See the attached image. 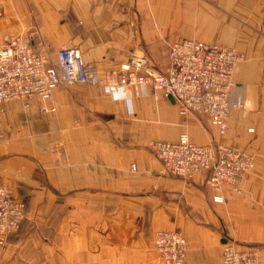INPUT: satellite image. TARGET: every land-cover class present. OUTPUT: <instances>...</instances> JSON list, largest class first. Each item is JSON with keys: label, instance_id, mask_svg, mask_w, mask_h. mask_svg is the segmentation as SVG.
<instances>
[{"label": "crops", "instance_id": "crops-1", "mask_svg": "<svg viewBox=\"0 0 264 264\" xmlns=\"http://www.w3.org/2000/svg\"><path fill=\"white\" fill-rule=\"evenodd\" d=\"M10 7L8 29L33 32L51 64L61 47L74 46L101 76L132 53L163 69L168 46L181 38L233 47L243 60L223 134L144 86L60 85L47 112L36 97L7 102L0 182L14 187L26 211L0 264H161L154 237L163 229L184 233L185 264H222L227 238L261 246L264 264V0H15ZM181 134L253 154L242 191L207 188L204 173L187 180L164 172L148 144Z\"/></svg>", "mask_w": 264, "mask_h": 264}, {"label": "built area", "instance_id": "built-area-1", "mask_svg": "<svg viewBox=\"0 0 264 264\" xmlns=\"http://www.w3.org/2000/svg\"><path fill=\"white\" fill-rule=\"evenodd\" d=\"M33 35L9 34L0 43V122L9 101L36 97L41 101L39 110L47 112L53 109L45 103L55 88L83 83L114 88L144 86L172 98L182 112L216 122L221 134L226 130L231 108L228 94L235 84L233 72L243 60L233 47L181 38L168 46L163 69L156 68L147 55L132 53L116 71L101 76L95 64L85 61L74 46L61 47L55 64H51L47 55L36 48ZM2 137L0 127V140ZM148 148L167 174L189 180L204 173L205 186L215 190L229 184L241 192L244 177L255 167L253 154L243 148L223 143L198 145L186 134L175 141L153 140ZM25 211L26 204L16 196L14 187L0 182L1 251L7 249L9 236L21 226ZM154 244L161 264H185L187 239L181 230H158ZM222 258V264H262L260 247L240 248L230 239L224 243Z\"/></svg>", "mask_w": 264, "mask_h": 264}, {"label": "rangeland", "instance_id": "rangeland-1", "mask_svg": "<svg viewBox=\"0 0 264 264\" xmlns=\"http://www.w3.org/2000/svg\"><path fill=\"white\" fill-rule=\"evenodd\" d=\"M14 1L15 0H0V43L2 42V40L9 34H15V33H18V34H25V32H14V31H10L8 28L9 26V22H8V19H9V11H10V5L12 4L14 6ZM22 1L24 4H28L29 0H20ZM14 32V33H13ZM28 33V32H26ZM211 43V42H209ZM217 44V43H216ZM233 189V188H232ZM235 191V190H234ZM25 219V218H24ZM24 221V220H23ZM23 223V222H22ZM22 225V224H21ZM21 227V226H20ZM19 227V228H20ZM18 230V229H17ZM16 230V231H17ZM15 231V232H16ZM14 233V232H13ZM227 239H230L232 240L231 238H227ZM234 241V240H233ZM235 242V241H234ZM236 243V242H235ZM237 244V243H236ZM9 245V243H8ZM251 246H258V247H261L259 245H251ZM8 248V247H7ZM261 249V248H260ZM7 250V249H6ZM5 250V251H6ZM1 251V250H0ZM5 251H1V252H5ZM157 252V251H156Z\"/></svg>", "mask_w": 264, "mask_h": 264}]
</instances>
